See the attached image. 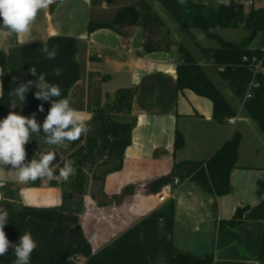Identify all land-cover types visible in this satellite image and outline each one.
I'll list each match as a JSON object with an SVG mask.
<instances>
[{"label":"trees","instance_id":"trees-1","mask_svg":"<svg viewBox=\"0 0 264 264\" xmlns=\"http://www.w3.org/2000/svg\"><path fill=\"white\" fill-rule=\"evenodd\" d=\"M89 1L92 5H97L108 0ZM158 1L169 11L167 0ZM190 3V0H183L182 14L185 12L186 4ZM55 6V4L51 5L52 11ZM187 15L184 20L183 15H175L177 22L185 27L187 32L190 31L188 28L193 26L203 30L208 38L219 42L220 46L213 49L202 48L199 44L198 47L209 58L220 80L229 85L233 97H228L222 92L210 73L204 66L202 67L200 60L183 44L179 45L181 58L177 64V89L180 92L190 90L201 98L211 100L213 118L224 124L228 122L227 119L236 116L232 99L241 102L252 79L251 59L258 52L250 48V39L255 31L264 33V8H252L245 13L241 6L235 7L232 4L225 6L224 3H218V0H205L204 4L193 5ZM142 16L135 5L123 6L116 11L112 20L99 21L92 17L88 24V32L111 29L125 37L128 29L143 23ZM241 24L251 32L250 36L241 42L225 40L215 32V30L236 29ZM156 30V28L148 30L144 43L145 52L170 48V41L163 43L156 39ZM44 47L56 50L55 59L45 58V54L41 51ZM83 50L85 60L80 61L79 57ZM90 60L98 61L100 57H91ZM86 62L84 45L73 37L57 36L45 42L17 45L9 52L0 51L3 78V95L0 97L2 114L9 111L15 101L9 96L10 91L21 82L29 80L35 82L34 74L37 76L41 73L46 74L47 82L61 88V96L53 99L71 100V89L83 78L98 80L88 87L86 96L73 106L77 111L91 113L92 118L87 124L89 132L74 143L68 144L67 148H61L56 157L58 161L56 175L49 182V186L61 189L62 204L59 207H34L20 202L18 194L21 189L39 188L42 186V180L27 184L17 182L1 184L0 190L3 191L4 197L0 200V208L6 209L9 213L8 223L4 228L7 238L15 244L25 231L31 232L38 242V247L31 255L30 264H78L80 257L84 260L79 264H214V254L198 255L180 249L174 243L177 211L174 199L167 201L159 210L144 216L99 251L93 252L79 221V216L85 208L84 197L87 195L89 176L94 181H104L108 174L122 170L125 151L132 144V133L137 120L132 116L134 90L130 87L120 88L112 97L106 94L107 100L103 103L101 85L108 82L110 77L108 74L87 71ZM57 71L59 75H56ZM5 76H9V79H5ZM13 81L17 85H14ZM260 81L261 86L256 91L260 96L248 100L244 110L264 133V78H260ZM68 84L69 87L66 88ZM36 91L37 89L33 87L27 93L23 103L25 111L22 115L30 117L33 114L38 116L43 114L41 116L46 117L51 101L37 99ZM41 105L43 112L39 111ZM120 116L122 119L119 118ZM39 123L42 125L43 122L40 120ZM241 141L242 135L235 132L231 140L226 141L206 162L176 163L169 174L148 182L145 186L146 191L157 194L164 186L173 184L178 179L181 183L187 180L194 183L214 195L216 199L232 194L231 174L236 168ZM184 144V137L176 131L175 151L182 149ZM48 147L41 132V136H34L26 145L27 158L37 152H44L43 148ZM66 157L75 160L77 169L76 174L67 182L59 176V167L63 166ZM100 166L107 167L102 176L96 172L97 167ZM56 178H60L61 181ZM133 191L134 187L128 186L122 193L130 194ZM93 196L96 198V195ZM117 198L116 196L113 199L117 200ZM96 202L100 206H105L107 203L103 200ZM215 207L217 208V201ZM250 220L264 221V200L254 206L245 205L240 217L234 216L232 219L219 221L218 233H222L227 228H239ZM14 260L12 248H9L6 255L0 256V264H13ZM257 260L260 264H264V233Z\"/></svg>","mask_w":264,"mask_h":264},{"label":"crops","instance_id":"crops-1","mask_svg":"<svg viewBox=\"0 0 264 264\" xmlns=\"http://www.w3.org/2000/svg\"><path fill=\"white\" fill-rule=\"evenodd\" d=\"M190 1L182 14L181 0H167L169 11L158 0H112V3L97 5H92L89 0H64L60 6L55 4L53 11L50 6L46 13L40 12L27 43L20 42L26 38L5 36L0 30V51L9 52L17 45L45 42L57 36L77 38L85 47L87 71L109 75L104 88L109 83L119 89L137 88L132 108L137 123L132 144L125 151L122 170L100 180L101 186L95 190L96 198L89 192L85 195V208L79 216L94 253L164 205L158 201L157 194L146 191L148 182L169 174L176 163L206 162L231 140L235 132H239L242 141L236 168L231 174L232 194L216 199L188 180L174 186L173 199L177 210L174 243L180 249L198 255L214 254V264H260L257 258L264 221H246L239 228H227L222 233H218V223L236 216L239 207L254 206L264 200V133L254 120L240 111L239 101L232 99L235 108L238 104L236 115L240 117L237 122L221 124L213 118L211 100L190 90L180 92L177 89V64L181 58L179 45L183 44L201 59L198 54L202 52L198 47L199 29L190 26L189 34L175 16L183 15L184 20L193 5L205 2ZM129 5H135L140 11L143 23L128 29L125 37L111 29L88 32L92 17L99 21L112 20L119 8ZM254 8H264V2ZM243 10L245 13L250 11L244 7ZM150 28L157 29L156 39L171 42L168 50L144 51ZM96 56L100 60H90ZM200 63L206 67L202 60ZM2 79L0 68V88ZM77 112L88 124L91 113ZM176 131L185 141L184 147L178 151L174 148ZM6 182L15 181L0 180V187ZM49 182L44 179L39 188L21 189L18 194L20 202L34 207H59L62 204L61 189L49 186ZM128 186L134 187L133 193L123 194ZM116 196L117 200L113 199ZM3 197L0 190V200ZM97 200L107 203L100 206Z\"/></svg>","mask_w":264,"mask_h":264},{"label":"clouds","instance_id":"clouds-1","mask_svg":"<svg viewBox=\"0 0 264 264\" xmlns=\"http://www.w3.org/2000/svg\"><path fill=\"white\" fill-rule=\"evenodd\" d=\"M63 3L64 0H0V30L5 36L26 38L20 39V42L27 43L31 40L40 12L46 13L51 5L60 6ZM218 3L227 6L229 0H218ZM41 51L48 60L55 59L57 54L55 49L49 50L47 47ZM59 74L57 71L56 75ZM45 75L41 73L37 82H21L9 93L10 97L23 103L29 90L35 87V97L51 101V107L42 125L35 118V114L29 117L15 111H9L5 118L0 119V180L12 179L20 184L44 179L51 181L56 175V149L67 148L68 144L89 132L87 122L72 107L68 98L53 99L61 96V88L47 82ZM2 95L0 88V96ZM39 111H44L43 105L39 107ZM41 132L44 143L49 147L38 159L32 158L29 162L26 145L34 136H41ZM76 171L75 160L66 157L63 166L59 167V176L67 182ZM8 217V211L0 208V256L6 255L9 248H12L15 255L13 264H30L31 255L38 247V242L30 231H25L18 242L13 244L4 231Z\"/></svg>","mask_w":264,"mask_h":264},{"label":"rangeland","instance_id":"rangeland-1","mask_svg":"<svg viewBox=\"0 0 264 264\" xmlns=\"http://www.w3.org/2000/svg\"><path fill=\"white\" fill-rule=\"evenodd\" d=\"M258 5H260L259 2L255 3V7H257ZM245 9H250L247 6H244ZM247 12V11H246ZM215 32L217 34H219L222 38H224L225 40L228 41H234V42H241L242 40L248 38L251 34V32L244 28V26L242 27H238L236 29H226V30H215ZM253 37V36H252ZM198 42L200 43L201 46L205 47V48H217L220 46L219 42L217 40L214 39H210L208 38L205 33L203 32V30H199L198 31ZM264 43V33L263 32H259L256 33L255 37L253 38V41L250 42V48L252 49H257L259 48L262 44ZM200 56V60H202V62L204 64H206V70L210 73L212 79L217 83V85H219L218 87H220V89L222 90V92L230 97L232 95V93L230 92L227 84H225L223 81L220 80L219 75L217 73V71L214 69V67L212 66V64L209 61V58L207 56H205L203 54V52L198 53ZM80 61H84L85 60V53L84 50L81 52L80 57H79ZM33 79L35 82L38 81V76L36 74L33 75ZM98 81L97 79H90L89 77H85L83 78V80H81L76 86H74L73 89H71L70 92V98H72L71 104L72 107L76 106L78 104V101H80V99H82V97H85L88 91V87L90 85L93 84V82ZM119 88L116 87L115 84L109 83L108 85H106V87L104 88L103 85H101V90H102V102L105 103L106 102V94H109L111 97L115 94V92L118 90ZM232 97V96H231ZM24 103V102H23ZM22 102L15 100L13 103L12 107L15 108H10L9 111H15L19 114H23V112L25 111V106ZM238 107V104H237ZM237 107L235 109H237ZM9 111L5 112V113H0V119L5 118ZM244 111L245 116L246 115V111ZM43 114H35V118L37 119V121L39 122L40 120L43 122L45 117L41 116ZM122 116H120L119 118H121ZM248 117V116H247ZM122 119V118H121ZM43 143V142H42ZM44 147V146H43ZM46 149L43 148V151H45ZM61 151V148L56 149V157L57 155H59ZM42 152H37L36 154H33L32 156H30L29 158H27V160L30 162L32 158H36L38 159L40 154ZM56 169H57V164L58 161L56 159V161L54 162ZM106 166H100L97 167L96 172L102 176L104 170L106 169ZM61 181V180H59ZM101 186V181H94L90 176H89V184H88V190L87 193H92L93 195H96L97 192H95V190L97 191V189ZM92 195V196H93ZM97 196V195H96ZM216 202V201H215ZM19 206V203H17ZM190 251V250H189ZM81 262V260H78V264Z\"/></svg>","mask_w":264,"mask_h":264},{"label":"built area","instance_id":"built-area-1","mask_svg":"<svg viewBox=\"0 0 264 264\" xmlns=\"http://www.w3.org/2000/svg\"><path fill=\"white\" fill-rule=\"evenodd\" d=\"M256 2H264V0H229L228 4H232L235 7L247 6L250 9L254 8ZM257 54L254 55L251 59L252 62V79L248 85L246 94L243 100L240 102L241 110H244L245 103L253 98L256 94L257 89L261 86L260 78H264V43L257 49ZM240 115L227 119L229 124H235L239 119ZM179 184V180L176 179L173 184L164 186L161 189V192L157 193V199L161 204H165L170 199H173L174 196V186Z\"/></svg>","mask_w":264,"mask_h":264},{"label":"water","instance_id":"water-1","mask_svg":"<svg viewBox=\"0 0 264 264\" xmlns=\"http://www.w3.org/2000/svg\"><path fill=\"white\" fill-rule=\"evenodd\" d=\"M107 2H108V3H112V0H108ZM256 33H257V31H255V33L253 34V37L250 39L251 41H253V38L255 37ZM175 43H176V42H172V44H175ZM4 78H5V79H9V76H5ZM13 84H14V85H17V83L14 82V81H13ZM68 87H69V84L66 85V88H68ZM133 90H134V93L136 94V92H137V88L134 87ZM259 96H260L259 93H256V94H255V97H256V98H258ZM243 207H244V206H243ZM243 207H239V208L236 210V216H237V217H240V216H241L242 208H243Z\"/></svg>","mask_w":264,"mask_h":264}]
</instances>
